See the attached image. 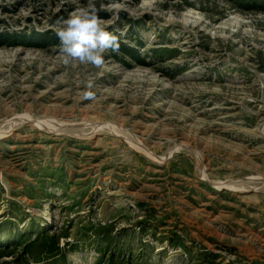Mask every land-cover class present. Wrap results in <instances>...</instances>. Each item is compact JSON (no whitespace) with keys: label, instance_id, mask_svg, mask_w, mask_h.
I'll use <instances>...</instances> for the list:
<instances>
[{"label":"rangeland","instance_id":"1","mask_svg":"<svg viewBox=\"0 0 264 264\" xmlns=\"http://www.w3.org/2000/svg\"><path fill=\"white\" fill-rule=\"evenodd\" d=\"M90 2L119 51L65 65L52 28ZM40 233L61 254H29ZM3 246L264 264V0H0Z\"/></svg>","mask_w":264,"mask_h":264},{"label":"clouds","instance_id":"2","mask_svg":"<svg viewBox=\"0 0 264 264\" xmlns=\"http://www.w3.org/2000/svg\"><path fill=\"white\" fill-rule=\"evenodd\" d=\"M106 25L99 16V10L94 3L85 7H78L67 18L57 20L52 31L59 41V56L65 65L79 62L91 64L100 68L105 64V53L108 50L119 51L120 40L113 32L107 30ZM86 89L93 88L92 80L84 84ZM95 93L86 90L82 99L91 101Z\"/></svg>","mask_w":264,"mask_h":264},{"label":"trees","instance_id":"3","mask_svg":"<svg viewBox=\"0 0 264 264\" xmlns=\"http://www.w3.org/2000/svg\"><path fill=\"white\" fill-rule=\"evenodd\" d=\"M49 239H50V237H49L48 233H46V234L40 233V235L38 236V239L36 241H32L30 244H28L27 251L29 252V254H32V255L38 254V252L40 253L42 249H43V251H46V252L51 253V254H55V253H57L55 255L61 254V248L58 247V245H56V243L50 242ZM39 242L41 244H39ZM37 246H39V247H37ZM35 247H37V249ZM11 254L12 253L10 252V247H8V246L0 247V260L7 258V257H10ZM56 261H57V259H54L52 264H55ZM107 264H120V263H117V261L115 260V255L113 254V257L111 259H109Z\"/></svg>","mask_w":264,"mask_h":264},{"label":"bare ground","instance_id":"4","mask_svg":"<svg viewBox=\"0 0 264 264\" xmlns=\"http://www.w3.org/2000/svg\"><path fill=\"white\" fill-rule=\"evenodd\" d=\"M153 1H154V0H153ZM99 132H100V131H99ZM223 187H224V186H223ZM223 187H222V188H223Z\"/></svg>","mask_w":264,"mask_h":264}]
</instances>
